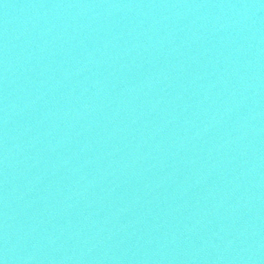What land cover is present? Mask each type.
I'll use <instances>...</instances> for the list:
<instances>
[{
    "label": "water",
    "instance_id": "1",
    "mask_svg": "<svg viewBox=\"0 0 264 264\" xmlns=\"http://www.w3.org/2000/svg\"><path fill=\"white\" fill-rule=\"evenodd\" d=\"M0 264H264V0H0Z\"/></svg>",
    "mask_w": 264,
    "mask_h": 264
}]
</instances>
